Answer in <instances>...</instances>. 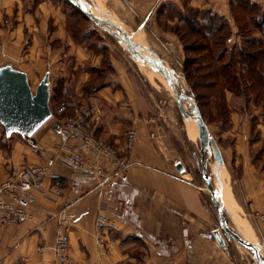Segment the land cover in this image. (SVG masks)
<instances>
[{
  "label": "crops",
  "instance_id": "1",
  "mask_svg": "<svg viewBox=\"0 0 264 264\" xmlns=\"http://www.w3.org/2000/svg\"><path fill=\"white\" fill-rule=\"evenodd\" d=\"M233 1L114 0L112 7L106 9L131 30L148 26L156 36L178 43L177 36L166 27L181 25L178 16L186 9L217 14L233 24ZM249 1L264 8V0ZM171 10L176 13L171 14ZM90 53L97 61L96 67L102 68L100 84L84 98L80 86L76 85L74 93L65 86L58 97L51 95V99L57 104L61 99L78 102L86 98L98 104L102 121L97 133L109 140L131 164L123 176L100 186L94 176L78 172L54 158L61 140L55 126L61 122L42 126L29 140L24 139L28 144L13 134L11 156L2 157L0 152V174L7 166L20 168L37 163L51 166L57 178L47 181L43 192L37 195L32 219L17 225H0L3 264L17 261L63 264L51 248L61 229L56 223V213L62 209L72 214L67 228L68 255L75 264H240L235 262L232 253L239 250L230 240L225 251L214 240L201 237V232L214 228L216 216L211 208L203 206L200 193L182 178L183 173L177 172L176 160L159 152L160 136L159 140L150 137L152 132L160 135L154 125L155 109L151 100L136 88L112 52L109 57ZM53 61L56 62H50L48 67L50 79L51 70L63 69L68 63ZM17 68L28 77L25 66ZM85 75L84 81H89L90 73ZM62 77L66 79V73ZM64 83L75 84V78L72 76ZM122 102H127L128 106H121ZM225 102L226 121L219 128L224 162L217 164L211 151L210 178L218 184L228 176L236 180L238 198L231 192L239 207V216L245 221L253 217L264 233V221L256 215L264 213V98L254 102L252 98L236 96L228 90ZM128 110L134 117L127 114ZM131 128L137 135L134 144L127 148L126 132ZM99 211H104L111 221L104 229L105 250L97 248L93 232L94 218ZM41 246L44 248L40 250Z\"/></svg>",
  "mask_w": 264,
  "mask_h": 264
},
{
  "label": "rangeland",
  "instance_id": "2",
  "mask_svg": "<svg viewBox=\"0 0 264 264\" xmlns=\"http://www.w3.org/2000/svg\"><path fill=\"white\" fill-rule=\"evenodd\" d=\"M81 1L97 17L107 18L123 27L131 35L132 41L140 46L146 45L160 59H163L168 67L175 70L179 82H173L172 86L178 90V84L181 83L185 93L194 97L211 137L219 149L222 146L219 128L226 121L224 109L227 91H231L236 96L252 98L254 102H259L264 98V8L259 4H245L236 0L232 9L233 24L207 11L196 13L192 9H186L182 15L178 16L181 19V25L166 27L177 36V43L156 36L148 26H140L138 30H135V27L134 30H131L106 9V7H112L114 0ZM102 9L108 12L105 16L99 12ZM76 10L79 11L68 0H8L7 3L0 0V65L11 64L15 68L25 66L29 84L34 91L45 72H48L50 62H56L53 60L68 62L63 69L57 67L51 70L52 78H49L51 102L49 100V106L53 115L45 124L48 126L52 122H62L61 118L72 113L73 106L94 103L85 98L78 102L61 99L55 104L51 95L54 97L57 90L62 92L65 86H68V90L74 93L76 85L80 86L83 98L90 95L92 90L100 84V72L102 71V68L96 67L97 61L90 52L103 53L104 57L106 55L109 57V53L112 52L115 59L121 62L129 78L135 82L136 88H140L151 100L155 109V113H153L154 125L160 135L152 132L154 137L151 134L150 137L153 139L156 137L159 140L160 136L157 145L159 152L170 160L182 162L185 167L182 178L188 180L198 190L203 206L214 211L215 224L218 227L219 218L201 176L199 140L191 122L186 102L181 101L187 112L185 118L177 106L171 86L167 85L156 66H151L144 60L132 58L127 49L109 33V28L94 23L83 13H81L82 15L77 13ZM174 13H176L175 10H171V14ZM111 31L116 32L114 29ZM240 51L245 53L261 52L258 56L259 64L257 69L251 72L244 65H237L236 72L241 70L240 76H238L235 85L229 86L219 75V69L224 63H231L233 57L237 56L236 52ZM51 52L57 53L51 54ZM76 66L77 68H75ZM64 73L67 75V80L73 76L75 84H65L66 79L62 77ZM85 73H90L89 81H84ZM79 81L81 83L77 84ZM62 102L73 104V106L68 105L65 115L57 113L59 104ZM121 106H123L122 103ZM12 135L4 134L0 124L2 157L11 156ZM14 136L21 138L27 144L29 143L24 140L27 138L19 134H14ZM211 151H213L212 145ZM210 153L205 151V165L208 174L209 163L212 162ZM121 157L125 156L121 155ZM4 169V173L0 176L11 170L8 166ZM224 182L218 184L212 180L217 196L221 199L222 210L228 211L229 215L225 214L227 222L245 241L256 246L264 259V247L259 244L263 241L262 237L264 238L262 229L259 228L260 232L258 231L253 217H249V221H245L244 217L242 219L239 216L237 212L239 207H237L231 192L233 191V194L236 195L235 198H238L236 180L230 179L228 176ZM222 188L229 191L225 197H222ZM102 212L104 214V211ZM95 219L96 215L93 226ZM234 219L238 221L237 224L233 221ZM241 227L249 228L250 232L248 230L245 232L246 235H250L249 237L242 233ZM222 234L224 235V232ZM103 236L104 230L102 241H104ZM213 240L219 245L215 237ZM227 240L228 242H226ZM229 240L239 250L238 253L235 250L232 251L235 254V262L257 264L252 250L237 243L233 238H225L227 247ZM97 248L105 250L106 245L103 242V246L97 245ZM56 258L63 264H75L71 256V263L62 261L58 256ZM0 264H3L1 259ZM11 264H24V262L17 261Z\"/></svg>",
  "mask_w": 264,
  "mask_h": 264
},
{
  "label": "built area",
  "instance_id": "3",
  "mask_svg": "<svg viewBox=\"0 0 264 264\" xmlns=\"http://www.w3.org/2000/svg\"><path fill=\"white\" fill-rule=\"evenodd\" d=\"M68 105L73 106L69 102L60 103L57 113L65 115ZM122 105L127 107L128 103L122 102ZM73 107L72 113L65 115L64 121L58 125L62 140L56 147L54 158L78 172L94 176L100 186L123 176L131 162L121 157L114 145L97 133L102 121L101 107L96 103ZM127 114L134 117L130 110ZM136 135L135 129L127 130L125 138L127 148L134 144ZM151 136L154 137V134L151 133ZM55 178L57 174L51 166L37 163L11 168L8 173L0 176V225H16L32 219V208L37 195L43 192L47 181ZM256 215L264 221V213ZM71 219L72 214L66 209L58 211L56 223L61 229L57 232L52 244L56 256L67 263L72 262L67 255L69 245L67 228ZM107 224L109 225V221L106 216L99 211L94 224V238L99 246H103L102 235ZM256 228L260 232L257 224ZM200 235L208 240L214 239L212 230L201 232ZM262 240L261 245L264 247L263 237ZM43 248V246L39 247V249Z\"/></svg>",
  "mask_w": 264,
  "mask_h": 264
},
{
  "label": "water",
  "instance_id": "4",
  "mask_svg": "<svg viewBox=\"0 0 264 264\" xmlns=\"http://www.w3.org/2000/svg\"><path fill=\"white\" fill-rule=\"evenodd\" d=\"M68 1L94 23L109 28V33L112 34L115 39L127 49L132 58L144 60L149 65L156 66L169 84L172 85L173 82H179L177 73L173 68L167 67L158 56L152 57L148 54H143L142 50H145L149 54H154L155 52L149 48L141 47L132 41L131 35L123 27L107 18L103 19L97 17L81 0ZM99 12H101L103 16L108 13L103 9ZM112 29L116 32H112ZM172 89L177 106L185 118L187 116V112L181 101L184 100L186 102L189 108V113L193 117L195 127L198 132L200 143L199 152L201 154V176L204 180L205 188L210 195L211 203L219 218V225L218 227L215 225L213 231L216 241L225 249V251H227L225 238H233L237 243L252 250L257 264H264L263 256L261 252L259 253L256 246L245 241L237 231L229 226L226 218L227 216L225 215L226 212L222 210L219 198L215 194L214 187L204 163V151L207 150L210 153L212 145L213 158L216 163L220 164L224 161L219 146L211 137L209 128L202 117L196 100L193 96H189L185 93V89L181 83L178 84V90L175 89L174 86ZM49 100V72H45L44 76L41 78L33 91L29 84L26 72L13 67L11 64L0 65V124L7 136L19 134L25 138H31L52 117ZM55 128L58 130L57 126H55ZM174 165L179 173L185 172V167L181 161H176ZM220 229L224 232V235Z\"/></svg>",
  "mask_w": 264,
  "mask_h": 264
},
{
  "label": "trees",
  "instance_id": "5",
  "mask_svg": "<svg viewBox=\"0 0 264 264\" xmlns=\"http://www.w3.org/2000/svg\"><path fill=\"white\" fill-rule=\"evenodd\" d=\"M235 1L231 2V12H232L233 6L235 5V3H234ZM237 1L240 2V3L243 2L245 4H251V5L257 4V3H254V2H250L249 0H237ZM237 4H239V3H237ZM192 10H194V9H192ZM194 12L198 13V12H200V10H194ZM77 13L81 14V12H79V11H77ZM214 15L218 16V17H221V16H219L217 14H214ZM223 20L226 21L224 18H223ZM259 54H261V52H254V53H249V52L245 53L243 51L236 52L237 56L235 58L233 57V60H232L231 63L227 62V63H224L223 65L220 66L219 75H221V77L224 79V81L227 82V85H229V86L230 85H232V86L235 85V83L237 82L238 76H240V71H241L240 70V71L236 72V66L237 65L238 66L239 65L240 66L244 65L246 67V69H248L250 72L251 71H255L257 69L258 64H259V58H258ZM239 69H240V67H239ZM56 92H57L56 95L58 97V95H60V94H59L58 90ZM225 111H226V109H224V112ZM3 133L5 134L4 130H3Z\"/></svg>",
  "mask_w": 264,
  "mask_h": 264
},
{
  "label": "bare ground",
  "instance_id": "6",
  "mask_svg": "<svg viewBox=\"0 0 264 264\" xmlns=\"http://www.w3.org/2000/svg\"><path fill=\"white\" fill-rule=\"evenodd\" d=\"M112 32H114V31H112ZM115 33V32H114ZM135 44V43H134ZM141 47H144V48H148L146 45H144V46H141ZM142 53L143 54H148V55H150V56H152V57H157V55L154 53V54H149L148 52H146L145 50H142ZM162 61H163V63L167 66V64L165 63V61L163 60V59H161ZM168 67V66H167ZM157 68V67H156ZM158 69V68H157ZM160 72V71H159ZM161 73V72H160ZM162 75V74H161ZM162 77L166 80V78L162 75ZM166 82H167V80H166ZM167 85H170V86H172L171 84H169L168 82H167ZM173 87V86H172ZM172 87H171V89H172ZM173 90V89H172ZM190 100V99H189ZM183 107L185 108V106L183 105ZM186 107L188 108V106H187V104H186ZM186 109V108H185ZM188 110H189V108H188ZM190 119H191V122H192V124H193V126H194V128H195V130H196V133H197V137H198V132H197V129H196V127H195V123H194V120H193V117H192V115L190 114ZM198 140H199V138H198ZM199 145H200V143H199ZM205 151H207V150H205ZM205 151H204V157H205ZM204 163H205V158H204ZM208 173V172H207ZM211 179V178H210ZM212 182V181H211ZM212 185H213V183H212ZM214 187V186H213ZM214 191H215V188H214ZM221 193H222V197H225L226 195H227V193H228V191H227V189H224V188H222L221 189ZM215 194L217 195V193H216V191H215ZM218 197V196H217ZM219 198V197H218ZM219 201H220V203H221V207H222V209H223V205H222V202H221V199L219 198ZM228 212V211H227ZM237 219V218H236ZM234 222H235V224H237V220H233ZM240 230H242V233L246 236V237H249L250 235H246L245 234V232L248 230L249 232H250V230H249V228L248 229H246L245 227H241L240 228ZM244 231V232H243Z\"/></svg>",
  "mask_w": 264,
  "mask_h": 264
}]
</instances>
